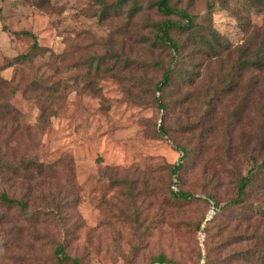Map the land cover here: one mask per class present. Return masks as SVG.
<instances>
[{"label": "rangeland", "instance_id": "1", "mask_svg": "<svg viewBox=\"0 0 264 264\" xmlns=\"http://www.w3.org/2000/svg\"><path fill=\"white\" fill-rule=\"evenodd\" d=\"M39 1L45 0H0V78L10 81L0 88V102L9 99L11 105L0 138V195L23 199L30 212L40 208L50 216L31 235V221L0 205V264H71L55 259L61 244L81 264H156L159 254L166 264H230L227 256L238 250V236H245L239 214H264V191L255 189L260 183L253 188L256 203H228L236 197V180L264 160V66L245 73L235 93H224L219 84L214 96L211 79L228 75L229 64L214 65L208 77L204 69L188 114L172 107L168 120L195 128L161 137L164 112L157 103L163 96L154 89L162 71L155 62L166 67L170 53L142 43L149 35L146 20H154L149 11L131 22L125 10L101 21L94 0H47L35 8ZM237 1L177 3L205 15L212 2L213 28L233 47H244L254 30L261 37L264 13L241 11ZM22 32L34 34L45 52L20 64L15 58L31 46L29 38L14 34ZM89 56L106 58L96 74L95 65L88 75L82 66ZM39 80L57 83V92L31 91L30 82ZM210 97L213 106L221 103L205 117L200 102ZM165 98L174 103L181 95ZM238 101L244 111L235 107ZM200 134L203 148L195 141ZM176 144L188 150L185 161ZM25 159L52 171L33 181L16 177L9 168ZM178 164L180 172L170 176L169 167ZM258 176L264 181V171ZM170 191L194 198L177 203Z\"/></svg>", "mask_w": 264, "mask_h": 264}, {"label": "trees", "instance_id": "2", "mask_svg": "<svg viewBox=\"0 0 264 264\" xmlns=\"http://www.w3.org/2000/svg\"><path fill=\"white\" fill-rule=\"evenodd\" d=\"M100 6L99 19L104 21L113 15H119L120 11L125 10V17L131 22L133 18L138 16L144 11H149L154 20H146V26L149 32L147 37L142 38V43L147 44L150 49L159 51H168L170 59L166 67L162 63L155 62V67L161 69L162 73L160 80L155 85V91L163 96V99L158 101L157 108L164 112L161 125L157 129L159 136H166L168 132L192 131L195 126H186V124L175 122L168 124L172 107L183 111V115L189 112L188 105L192 103V99L200 89L203 81V72L207 73V77L214 73L213 67L216 65L219 69L228 68L224 77H215V82L208 88L212 92V96L217 93L218 85H222L224 93L236 92L242 83V78L245 73L250 71H260L264 66V21L263 33L259 37L258 33L254 30L248 38H246V46L233 47L230 42L218 33L212 24L211 14L214 8L212 2L206 3L205 15L192 14L188 9L181 7L177 0H116L111 5H107L104 0H94ZM47 0L35 4V8L46 5ZM223 5H226L227 0H221ZM237 5L241 11H249L255 9L264 13V0H238ZM241 28H243L241 26ZM259 29L258 31H260ZM261 30V32H262ZM245 34L250 32L246 26L243 28ZM249 31V32H248ZM15 35H22L31 40V46L27 54L18 56L14 60L20 64L26 63L30 57L37 53L44 54L45 49L38 44L37 37L30 32L14 33ZM109 52H105L104 56L108 57ZM105 57L89 56L82 62V66L86 67L90 73L92 66L95 65V74L101 65H104ZM226 63L223 64L222 61ZM65 59H62L64 62ZM54 63V60L51 62ZM7 68L11 67L10 64L6 65ZM220 72L217 70L216 73ZM254 76L250 77V82L255 80ZM10 82V81H9ZM9 82L0 78V88L9 86ZM237 83V84H236ZM44 84V85H43ZM236 84V85H235ZM257 82L256 80L251 83L254 89ZM57 83L47 84L46 81H33L29 84L31 91L43 88V92L47 95L49 93L57 92ZM186 90V91H185ZM252 93V92H251ZM15 91L12 89L11 95ZM166 94L181 95V99L172 102L171 99H166ZM250 95V92H249ZM165 98V99H164ZM212 98L207 101L200 102L202 109H204V116L207 117L210 112H214L215 106L221 101L216 102L213 106ZM237 110L244 111L246 106L243 102L238 101L235 104ZM264 108V105L258 107ZM9 99H4L0 102V138L2 133L7 129L9 123V112L11 111ZM213 107V110H212ZM206 120L201 122L204 126ZM9 137V136H8ZM199 137V135L197 136ZM204 137L200 134L198 139V147L203 148ZM174 150L180 152L181 160L185 161L188 158V150L184 146L176 144ZM182 166L181 164L169 167L170 176H176ZM13 169V174L23 177L25 180L33 181L45 177L52 170H45L35 160L25 159L21 166ZM264 171V160L258 166L252 167L247 171L245 176L236 180V197L230 200L229 206H237L242 208L248 199L255 198L257 192H253V188L257 183L261 185L256 186L255 189L264 191V181H259V172ZM253 196V197H252ZM263 194L261 195V197ZM170 197L177 202L189 201L194 198L193 194L185 192L170 191ZM212 199V198H211ZM0 205H5L8 208L17 209L23 219L31 221L30 226L33 228L31 235H35L34 228L39 224V220L45 221L43 217L50 216L46 210L38 209L35 212H30L28 204L23 199H14L8 197L6 194L0 195ZM218 204H215L214 210H217ZM249 210V208H248ZM43 211V212H41ZM249 212L239 214V222L243 225V232L245 236L237 238L235 245L238 250L235 251L231 257L227 256L230 264H264V214L262 212ZM252 223V224H250ZM54 257L59 262H70L71 264H81L77 258H71L64 253V246L58 245L54 250ZM156 264H166L168 260L163 254H159L153 261Z\"/></svg>", "mask_w": 264, "mask_h": 264}]
</instances>
